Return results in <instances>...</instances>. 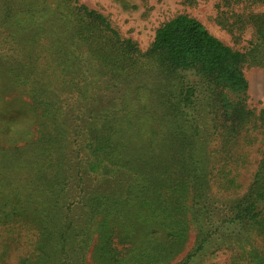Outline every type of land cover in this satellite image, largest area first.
I'll list each match as a JSON object with an SVG mask.
<instances>
[{
  "label": "trees",
  "instance_id": "1",
  "mask_svg": "<svg viewBox=\"0 0 264 264\" xmlns=\"http://www.w3.org/2000/svg\"><path fill=\"white\" fill-rule=\"evenodd\" d=\"M215 8L243 51L189 14L141 51L78 0H0V264H264V0Z\"/></svg>",
  "mask_w": 264,
  "mask_h": 264
},
{
  "label": "rangeland",
  "instance_id": "2",
  "mask_svg": "<svg viewBox=\"0 0 264 264\" xmlns=\"http://www.w3.org/2000/svg\"><path fill=\"white\" fill-rule=\"evenodd\" d=\"M78 1L106 16L120 35L135 41L141 51H145L149 47L155 29L178 14H189L196 18L211 34L235 50L243 51L251 39V29L245 30L240 35V39L236 40L220 25L217 19L219 12L215 8L217 0H195L192 5L185 4L182 0ZM244 72L249 83V103L257 108L264 107V69L250 67L246 68ZM194 235L195 232L190 229L184 249L178 259L185 256L193 248ZM217 255L216 262L226 264L224 263V260L227 259L226 255ZM204 264L209 263L205 262Z\"/></svg>",
  "mask_w": 264,
  "mask_h": 264
}]
</instances>
